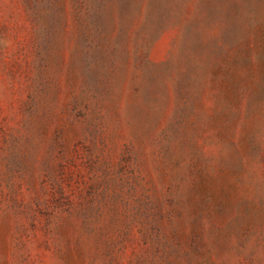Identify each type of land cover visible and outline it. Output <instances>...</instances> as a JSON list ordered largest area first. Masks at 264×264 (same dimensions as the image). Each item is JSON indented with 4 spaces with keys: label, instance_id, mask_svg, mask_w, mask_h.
I'll list each match as a JSON object with an SVG mask.
<instances>
[{
    "label": "rangeland",
    "instance_id": "rangeland-1",
    "mask_svg": "<svg viewBox=\"0 0 264 264\" xmlns=\"http://www.w3.org/2000/svg\"><path fill=\"white\" fill-rule=\"evenodd\" d=\"M0 264H264V0H0Z\"/></svg>",
    "mask_w": 264,
    "mask_h": 264
}]
</instances>
